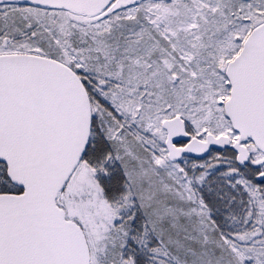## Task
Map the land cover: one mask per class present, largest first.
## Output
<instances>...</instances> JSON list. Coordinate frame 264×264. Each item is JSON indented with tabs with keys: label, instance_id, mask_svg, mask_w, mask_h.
<instances>
[{
	"label": "snow or ice",
	"instance_id": "6c2138e0",
	"mask_svg": "<svg viewBox=\"0 0 264 264\" xmlns=\"http://www.w3.org/2000/svg\"><path fill=\"white\" fill-rule=\"evenodd\" d=\"M0 264H264V0H0Z\"/></svg>",
	"mask_w": 264,
	"mask_h": 264
}]
</instances>
